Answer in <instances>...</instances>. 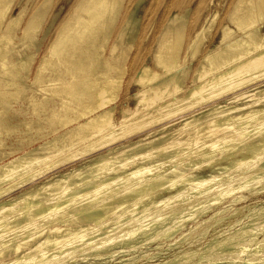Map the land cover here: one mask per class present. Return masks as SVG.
Wrapping results in <instances>:
<instances>
[{
    "label": "bare ground",
    "instance_id": "obj_1",
    "mask_svg": "<svg viewBox=\"0 0 264 264\" xmlns=\"http://www.w3.org/2000/svg\"><path fill=\"white\" fill-rule=\"evenodd\" d=\"M125 1L0 0V264H264V0L208 39L219 0L172 11L129 69Z\"/></svg>",
    "mask_w": 264,
    "mask_h": 264
},
{
    "label": "rangeland",
    "instance_id": "obj_2",
    "mask_svg": "<svg viewBox=\"0 0 264 264\" xmlns=\"http://www.w3.org/2000/svg\"><path fill=\"white\" fill-rule=\"evenodd\" d=\"M37 1H39V0H12L11 4H12L13 8L10 12L13 15H17V13L20 10V6L23 5L24 3H27L28 4L27 11H26V13H23V15L25 14V16H26L28 14V12H30L31 7L33 5H35ZM74 1L75 0H50L51 5L49 4L47 14L45 16V20H47L51 15H55V20H54V26H55V24L58 23L63 18L64 15H67L69 13L72 5L74 4ZM127 1L128 0H126L124 2L123 6L121 8V11H123L122 9H124L123 7L127 3ZM229 3H230V0H219V1H217V3L214 6H212L210 8V11L215 10V12H219V13L214 18V22L210 28L207 39L209 38V36L211 37V35H214V33L216 31L217 23L220 20L221 15L224 14V10L229 5ZM199 4H200V0H142L141 6H140V8H138V11H137V14H138L137 16H138V18H140L139 22H138L139 27H138V30L136 32V36L134 38L133 45H132L131 49L129 50L130 53L128 55V58L125 61V66L126 67L128 66V69H129V62H128L129 58H131L132 54L134 53L135 46H137L140 38L144 34H147V37H148V36H151V34L156 32L157 30H159L161 25L165 22L166 18L168 17V15L172 11H176L178 13H181L185 7L189 6L190 10L187 14V19L191 18V16L194 14V12H195V10ZM206 10H208V9H206ZM120 18H122V15H119V19ZM119 19L117 20V23L119 22ZM53 29H54V27H51V31H53ZM112 31L114 32V30H112ZM215 39H216V36H215ZM109 42H108V44H109ZM126 76L128 77L127 71L123 75V78L121 79V83L119 86L120 91L118 90L116 100H118L123 94V91L125 89L124 88L125 86L123 84L126 85V81H125V80H127ZM122 87H123V89H122ZM118 96H119V98H118ZM173 237L174 236H172L169 239L170 241L167 239L163 243L160 244L161 248L163 249L162 253L166 252L169 254V253H171V249L179 246V245L173 246L174 244L172 242H175V240H177V239H173ZM171 244H173V245L169 246ZM156 245H158V243L153 244L151 246V248L155 247ZM137 250L138 251H140V250L144 251V250H146V248H140ZM124 258H126V257H124ZM73 259H71L69 261H65L63 264H103V263H99L100 262L99 259H94L93 257H90V256L85 258V259H79V258H76V259L73 258Z\"/></svg>",
    "mask_w": 264,
    "mask_h": 264
}]
</instances>
